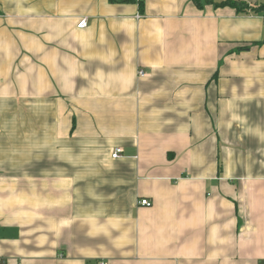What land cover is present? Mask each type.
Instances as JSON below:
<instances>
[{
  "label": "crops",
  "instance_id": "1",
  "mask_svg": "<svg viewBox=\"0 0 264 264\" xmlns=\"http://www.w3.org/2000/svg\"><path fill=\"white\" fill-rule=\"evenodd\" d=\"M213 2L0 0V264H264V19Z\"/></svg>",
  "mask_w": 264,
  "mask_h": 264
},
{
  "label": "trees",
  "instance_id": "2",
  "mask_svg": "<svg viewBox=\"0 0 264 264\" xmlns=\"http://www.w3.org/2000/svg\"><path fill=\"white\" fill-rule=\"evenodd\" d=\"M198 6H203L205 2H213L214 0H194ZM216 6H225L229 5L236 9L237 13H251V12H262L264 9V3L260 4H249L244 0H222L219 2H213Z\"/></svg>",
  "mask_w": 264,
  "mask_h": 264
},
{
  "label": "built area",
  "instance_id": "3",
  "mask_svg": "<svg viewBox=\"0 0 264 264\" xmlns=\"http://www.w3.org/2000/svg\"><path fill=\"white\" fill-rule=\"evenodd\" d=\"M262 16H263V19H264V9L262 10ZM88 22H87V18H82L79 22H78V27L79 28H84L85 26H87ZM140 74L143 75L144 74V71L143 70H140ZM123 152V148L122 147H117L115 148L112 156L114 158H118L121 156ZM140 204L142 205H145V206H151L152 205V202L147 199V198H142L140 201H139ZM98 264H108V262H105V261H102Z\"/></svg>",
  "mask_w": 264,
  "mask_h": 264
}]
</instances>
